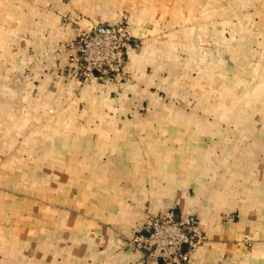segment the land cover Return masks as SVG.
<instances>
[{"label":"crops","instance_id":"obj_1","mask_svg":"<svg viewBox=\"0 0 264 264\" xmlns=\"http://www.w3.org/2000/svg\"><path fill=\"white\" fill-rule=\"evenodd\" d=\"M124 17L126 77L78 80L77 27ZM170 208L188 264H264V0H0V264H144Z\"/></svg>","mask_w":264,"mask_h":264},{"label":"built area","instance_id":"obj_2","mask_svg":"<svg viewBox=\"0 0 264 264\" xmlns=\"http://www.w3.org/2000/svg\"><path fill=\"white\" fill-rule=\"evenodd\" d=\"M135 40L126 21L101 28H78L76 38L69 42L77 64L74 76L82 82L96 78L121 81L126 77L127 49ZM234 220L233 214L225 215ZM194 219L174 208L151 216L144 232L135 235L130 244L143 252L144 264H188L203 239Z\"/></svg>","mask_w":264,"mask_h":264},{"label":"rangeland","instance_id":"obj_3","mask_svg":"<svg viewBox=\"0 0 264 264\" xmlns=\"http://www.w3.org/2000/svg\"><path fill=\"white\" fill-rule=\"evenodd\" d=\"M124 21H126V22L129 23L127 17H124V18H122L121 20H118V21L113 22V23L124 22ZM70 22H71V20H70V15H69V14H65V15L63 16L62 23L69 24ZM110 24H112V23H110ZM106 25H107V24H106ZM78 28H80V26H78L77 29H78ZM231 214L234 215L235 213H231ZM234 216L236 217V214H235ZM203 237L205 238V235H204V234H203ZM252 241H253V239H252V236H251L250 234H246V233H245V234L243 235L242 242H243L245 245H248V246L252 245ZM133 249L136 250L134 247H133Z\"/></svg>","mask_w":264,"mask_h":264}]
</instances>
